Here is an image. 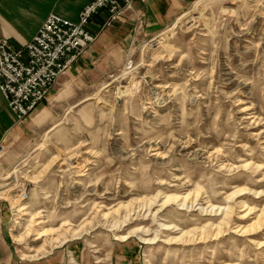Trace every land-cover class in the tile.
Segmentation results:
<instances>
[{
    "label": "rangeland",
    "instance_id": "374dc122",
    "mask_svg": "<svg viewBox=\"0 0 264 264\" xmlns=\"http://www.w3.org/2000/svg\"><path fill=\"white\" fill-rule=\"evenodd\" d=\"M125 57L59 78L3 145L12 259L264 264V0H196Z\"/></svg>",
    "mask_w": 264,
    "mask_h": 264
},
{
    "label": "crops",
    "instance_id": "0c3cea01",
    "mask_svg": "<svg viewBox=\"0 0 264 264\" xmlns=\"http://www.w3.org/2000/svg\"><path fill=\"white\" fill-rule=\"evenodd\" d=\"M91 0H0V40L7 41L13 49H21L36 35L48 16L57 15L72 23L77 21L81 9ZM196 0H146L135 2L132 10L109 27L102 29L107 14H96L86 31L96 36L95 42L68 75L107 73L112 66L119 67L137 39H152L169 27L185 9ZM110 72V71H109ZM52 99H54L52 97ZM44 103H48V100ZM42 103L22 122L8 108L0 91V145L11 149L15 143L32 137L43 126L46 107ZM56 127L53 125L47 131ZM9 153V154H8ZM3 160L5 166L14 164L11 153ZM13 162V163H12ZM10 205V204H9ZM11 207V206H10ZM7 224L0 217V264H12L13 245ZM69 248L49 254L43 259L14 264H66Z\"/></svg>",
    "mask_w": 264,
    "mask_h": 264
},
{
    "label": "built area",
    "instance_id": "2783aa9c",
    "mask_svg": "<svg viewBox=\"0 0 264 264\" xmlns=\"http://www.w3.org/2000/svg\"><path fill=\"white\" fill-rule=\"evenodd\" d=\"M137 1L146 0H91L74 23L50 15L21 49H13L7 41L0 40V91L18 122L48 100L59 78L67 75L95 42L96 36L86 31L92 18L105 11L104 29L130 12ZM154 40L149 39L150 43ZM4 151L1 144L0 160Z\"/></svg>",
    "mask_w": 264,
    "mask_h": 264
},
{
    "label": "bare ground",
    "instance_id": "6f19581e",
    "mask_svg": "<svg viewBox=\"0 0 264 264\" xmlns=\"http://www.w3.org/2000/svg\"><path fill=\"white\" fill-rule=\"evenodd\" d=\"M3 192H6V191H3ZM244 193H246V190H238V193L237 194H240V195H242V194H244ZM236 194V195H237ZM1 196V195H0ZM232 198V196H230V195H228V197H227V199L228 200H230ZM22 199L24 200V199H26V196L25 197H22ZM240 204H241V207H244L245 206V203H243V202H240ZM10 206V205H9ZM26 208L25 207H21L20 208V210H25ZM225 213H227V208L225 209ZM226 215V214H225ZM12 219V218H11ZM12 221H13V219H12ZM12 223V222H11Z\"/></svg>",
    "mask_w": 264,
    "mask_h": 264
},
{
    "label": "water",
    "instance_id": "95a60500",
    "mask_svg": "<svg viewBox=\"0 0 264 264\" xmlns=\"http://www.w3.org/2000/svg\"><path fill=\"white\" fill-rule=\"evenodd\" d=\"M5 212H9V207H8L7 203L2 202L1 206H0V214L2 217L5 216Z\"/></svg>",
    "mask_w": 264,
    "mask_h": 264
}]
</instances>
